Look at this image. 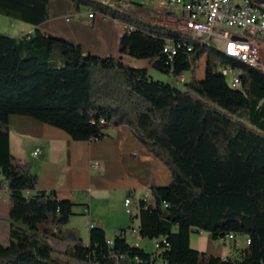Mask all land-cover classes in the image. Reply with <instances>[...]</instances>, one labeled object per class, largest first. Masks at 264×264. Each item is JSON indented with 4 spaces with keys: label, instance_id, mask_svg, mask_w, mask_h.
<instances>
[{
    "label": "trees",
    "instance_id": "trees-1",
    "mask_svg": "<svg viewBox=\"0 0 264 264\" xmlns=\"http://www.w3.org/2000/svg\"><path fill=\"white\" fill-rule=\"evenodd\" d=\"M124 23L121 55L149 60L161 73H192L185 89L156 80L147 68L121 57L85 53L80 44L49 34L50 0H0V13L34 26L19 36L0 35V191L10 193V242L0 241V264H264V72L229 56L212 43L142 19L117 0H71ZM125 3H128L125 6ZM168 39L180 44L171 59ZM192 47V50H189ZM207 54L206 77L197 78ZM220 63L242 72L233 89L217 71ZM186 82V81H185ZM12 115L27 116L68 133L74 140L101 139L127 125L172 173L167 186L153 187V202L138 201L141 238L161 240L148 252L126 238L128 227L108 244L102 227L90 243L78 237L57 254L48 237L63 231L75 204L56 190L38 191L39 176L29 160L11 148ZM214 240L230 234L250 244L239 256L221 257L191 247V234ZM229 240V239H228ZM232 241V240H231ZM234 242V241H233Z\"/></svg>",
    "mask_w": 264,
    "mask_h": 264
},
{
    "label": "crops",
    "instance_id": "crops-1",
    "mask_svg": "<svg viewBox=\"0 0 264 264\" xmlns=\"http://www.w3.org/2000/svg\"><path fill=\"white\" fill-rule=\"evenodd\" d=\"M131 2L140 4L136 9L144 20L177 31L181 27L183 14L180 7L164 6L156 0ZM127 5L128 3H125V6ZM90 9L86 6L76 9L71 0H50L49 19L41 29L71 43L80 44L85 53L101 57L122 56L127 64L147 68L152 75L153 68L149 60L121 55L120 39L128 27L98 12L94 17H90ZM28 28L29 30L22 31L27 33L35 29L34 26ZM206 64L202 77H199L197 71L199 80L206 77ZM10 126L11 148L13 132L23 138L30 148L23 157L13 153L32 162L33 170L39 176L36 190L29 194L56 190L60 200H69L75 204L74 215L87 214L89 222L93 220L98 227L104 228L108 239H113L128 225L118 222L119 212L125 209V199L128 196L133 197L134 203L141 199L153 202L152 188L167 186L172 181L169 167L149 152L127 125L111 130L104 138L87 141L74 140L65 131L27 116L12 115ZM37 150L40 153L35 156L34 152ZM95 163L99 165L95 166ZM0 192L8 195L10 200L8 190ZM9 211L10 208L7 218V215L1 212L0 206V226L5 224L0 228L6 241L2 243L5 245L10 242ZM130 216L132 218V215ZM62 231L68 235V239H54V249L66 251L74 241L69 238V234L80 237L85 245L90 243V226L78 229L70 219ZM125 234L128 242L132 244L127 236L128 230ZM212 240L216 241L213 238ZM234 243L232 246H235ZM213 246L216 247L217 244ZM237 248L235 246L233 250L236 251ZM210 253L216 255L214 248Z\"/></svg>",
    "mask_w": 264,
    "mask_h": 264
},
{
    "label": "built area",
    "instance_id": "built-area-1",
    "mask_svg": "<svg viewBox=\"0 0 264 264\" xmlns=\"http://www.w3.org/2000/svg\"><path fill=\"white\" fill-rule=\"evenodd\" d=\"M156 1L164 6L170 5L181 8L183 19L180 28L198 32L202 36V41L212 43L227 52L235 54L240 59L257 63L264 70V0ZM94 15V11L90 9L89 16L94 17ZM179 48L180 44L173 39H168L164 51L172 59ZM189 50H192V47H189ZM217 71L228 80L233 89H242L241 71L230 70L219 65ZM185 81V74L176 78V82ZM39 153L40 151L37 150L34 155L38 156ZM98 165V163H95V166ZM133 203L134 200L131 195L125 199V208L130 215L133 214ZM96 226V223L91 220V229ZM62 230L63 227L55 228L54 231ZM133 231L138 234L136 228ZM238 237V235L230 234L228 239L234 241L237 247H240L241 242ZM245 241L246 245L251 242L250 239H245ZM107 242L111 246L114 244L113 239H108Z\"/></svg>",
    "mask_w": 264,
    "mask_h": 264
},
{
    "label": "rangeland",
    "instance_id": "rangeland-1",
    "mask_svg": "<svg viewBox=\"0 0 264 264\" xmlns=\"http://www.w3.org/2000/svg\"><path fill=\"white\" fill-rule=\"evenodd\" d=\"M101 1L103 3H107V4L114 6L116 4L117 0H101ZM131 10L133 12H138V9H136L134 7L131 8ZM28 27H31V25H29L28 23L22 22L20 20L10 18V17L0 13V35L8 34L11 36H15V35L19 36L20 34L25 33L22 30H29ZM206 61H207V54H205L199 62V68L197 70L199 77H202L205 73ZM152 76L156 80H162L166 83L175 84V85H177V87H179L181 89H185L186 83L190 81L192 73L190 71L185 72L186 82H176V79L174 76L161 73L155 69H153ZM12 149L16 155L22 156V157L25 156L27 154V152H29V150H30L29 144H25V140H23V138L18 136L15 132H13V134H12ZM0 206H1V212L3 214H6L7 218H8V212L7 211H8V208H10V206H11V202L9 200L8 195L2 194V192H0ZM137 206H138V203H136V202L133 203V214H132V216L138 212ZM71 219L73 220L74 224L76 225V227L78 229L79 228L86 229V228H89V226H90V222H89L90 220H89L87 214H84V213L78 214L77 213V214L73 215L71 217ZM118 222L128 224L126 228H128L130 226L138 228L139 219H135V221L132 222L131 216H130V214L127 213L126 208H125L123 211L119 212ZM1 226L4 227L5 224H1ZM109 235H111V234H109ZM3 236H4L3 232L1 231V228H0V241L4 243L6 241H4ZM127 236L133 245L141 246L142 248H144L148 252H155L156 254H158L161 251L160 250L161 248L158 245H160V241L162 239L157 240V239L141 238L140 236L136 235L133 232V228L128 229V235ZM245 239H246L245 236H243V235L239 236L238 240L241 242L240 248L246 246ZM48 240L50 241L51 245L53 247H55L56 241L51 237H48ZM6 244H8V243H6ZM214 244H217V246L216 247L213 246ZM232 244H233V241L231 242L230 239L229 240L225 239L222 241H220V240L213 241L211 238V235L207 232H194L191 234V247L193 249L199 250L202 252L210 253L212 251V249L214 248L216 255L221 256V257H228V256L238 257L239 256V250L238 249H236V251L233 250L235 248V246L237 247V245L234 243L235 246H232ZM55 250H56L57 254L64 252V251H59L58 249H55ZM73 264H84V263L73 262Z\"/></svg>",
    "mask_w": 264,
    "mask_h": 264
},
{
    "label": "bare ground",
    "instance_id": "bare-ground-1",
    "mask_svg": "<svg viewBox=\"0 0 264 264\" xmlns=\"http://www.w3.org/2000/svg\"><path fill=\"white\" fill-rule=\"evenodd\" d=\"M179 30L183 33V34H187L191 37H194V38H197L199 40L202 41V36L200 33L198 32H194V31H191L189 29H185V28H179ZM204 42V41H203ZM204 43H207V42H204ZM209 43V42H208ZM217 47V46H216ZM221 51H223L227 56L247 65V66H250V67H254V68H257L259 70H261L262 72H264L263 69H261V67H259V65L257 63H252L250 61H247V60H243V59H240L238 57H236L235 54H232L231 52H227L225 51L224 49H221L220 47H218ZM219 66H222L223 68H227V69H230V70H236V71H240L239 68L237 67H234L233 65H230V64H224V63H220ZM239 238V237H238Z\"/></svg>",
    "mask_w": 264,
    "mask_h": 264
},
{
    "label": "water",
    "instance_id": "water-1",
    "mask_svg": "<svg viewBox=\"0 0 264 264\" xmlns=\"http://www.w3.org/2000/svg\"><path fill=\"white\" fill-rule=\"evenodd\" d=\"M69 238L74 240V241L77 239V237L75 235H72V234H69ZM53 239H55V238H53Z\"/></svg>",
    "mask_w": 264,
    "mask_h": 264
}]
</instances>
